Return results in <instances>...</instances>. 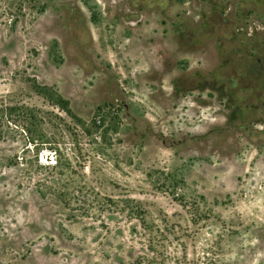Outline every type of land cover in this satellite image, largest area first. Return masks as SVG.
I'll return each instance as SVG.
<instances>
[{"label": "rangeland", "instance_id": "374dc122", "mask_svg": "<svg viewBox=\"0 0 264 264\" xmlns=\"http://www.w3.org/2000/svg\"><path fill=\"white\" fill-rule=\"evenodd\" d=\"M261 27L264 0H0V264H264Z\"/></svg>", "mask_w": 264, "mask_h": 264}, {"label": "trees", "instance_id": "16d2710c", "mask_svg": "<svg viewBox=\"0 0 264 264\" xmlns=\"http://www.w3.org/2000/svg\"><path fill=\"white\" fill-rule=\"evenodd\" d=\"M62 100V106H61V108L62 109H64V110H66L68 113H71V111H70V109H69V107H68V103H66V101H63V99H61ZM14 109L13 108H10V107H7V106H5V105H3L1 108H0V120H4V119H6V118H8V115L10 114V116H11V112L13 111ZM17 118L18 117H20L19 115L18 116H16ZM16 118V119H17ZM2 122L0 121V124H1ZM0 127H2V125H0Z\"/></svg>", "mask_w": 264, "mask_h": 264}, {"label": "flooded vegetation", "instance_id": "af4514ba", "mask_svg": "<svg viewBox=\"0 0 264 264\" xmlns=\"http://www.w3.org/2000/svg\"><path fill=\"white\" fill-rule=\"evenodd\" d=\"M260 25H262V21L260 20ZM262 28V27H261ZM256 29H252L251 31H249V33H248V36H249V40H253V38H254V35H256ZM262 31L263 32H261V29H259L258 30V33L260 34V35H264V27L262 28ZM252 38V39H251ZM244 42V41H243Z\"/></svg>", "mask_w": 264, "mask_h": 264}, {"label": "built area", "instance_id": "2783aa9c", "mask_svg": "<svg viewBox=\"0 0 264 264\" xmlns=\"http://www.w3.org/2000/svg\"><path fill=\"white\" fill-rule=\"evenodd\" d=\"M97 123H98V124L101 123V119H100V118L97 119ZM56 157H57L56 155L53 157V159H52V162H53V163H56V162H57V161H56Z\"/></svg>", "mask_w": 264, "mask_h": 264}]
</instances>
